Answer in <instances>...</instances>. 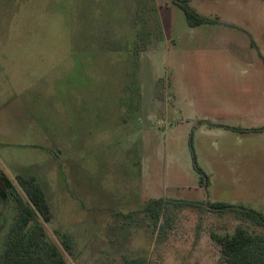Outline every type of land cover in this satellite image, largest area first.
Wrapping results in <instances>:
<instances>
[{"label": "rangeland", "instance_id": "1", "mask_svg": "<svg viewBox=\"0 0 264 264\" xmlns=\"http://www.w3.org/2000/svg\"><path fill=\"white\" fill-rule=\"evenodd\" d=\"M189 3L214 21L172 0H0V174L36 175L70 264H218L211 232L264 233L210 206L264 215V0ZM12 215L0 201V247Z\"/></svg>", "mask_w": 264, "mask_h": 264}, {"label": "trees", "instance_id": "2", "mask_svg": "<svg viewBox=\"0 0 264 264\" xmlns=\"http://www.w3.org/2000/svg\"><path fill=\"white\" fill-rule=\"evenodd\" d=\"M172 1L184 10L190 26L214 21L200 15L189 0ZM138 36L142 37V32H138ZM141 46L135 48L138 58L143 49ZM124 90H131L136 100H139V83L127 85ZM16 180L17 185L7 175L0 174V201L10 206L13 213L4 243L0 247V264H70L67 255L74 256L76 241L70 233L60 229H56L57 241L49 236L44 222L52 220L53 213L36 175L18 174ZM168 202L165 198H156L145 204L144 211L152 218L156 229L165 230L169 226ZM184 204L190 205L191 202ZM210 206L220 212L232 211L240 219L264 228V215L257 210L236 207L223 201L210 202ZM211 237L220 247L218 264H264V233H255L244 224H239L231 233L211 232ZM123 264L152 263L143 256H137L127 258Z\"/></svg>", "mask_w": 264, "mask_h": 264}, {"label": "crops", "instance_id": "3", "mask_svg": "<svg viewBox=\"0 0 264 264\" xmlns=\"http://www.w3.org/2000/svg\"><path fill=\"white\" fill-rule=\"evenodd\" d=\"M54 153V152H53Z\"/></svg>", "mask_w": 264, "mask_h": 264}]
</instances>
